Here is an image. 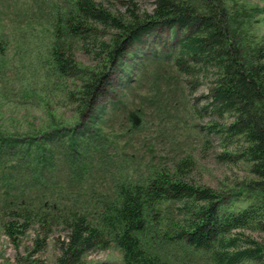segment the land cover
I'll return each instance as SVG.
<instances>
[{"label": "rangeland", "instance_id": "374dc122", "mask_svg": "<svg viewBox=\"0 0 264 264\" xmlns=\"http://www.w3.org/2000/svg\"><path fill=\"white\" fill-rule=\"evenodd\" d=\"M132 1L140 11L154 9L155 0ZM192 1L205 9L212 0ZM222 1L240 41L247 47L258 41L263 44L264 0ZM72 2L0 0V137L8 136L0 142L14 146L0 156V264H55L66 235L63 226L55 225L45 237L46 230L32 224L19 237L11 236L4 228V219L9 218L13 201L37 203L43 196L53 203L61 196L63 205L83 204L103 193L112 195L118 180L143 181L154 169L173 168L185 161L190 165L189 180L221 194V216L255 203L259 192L251 187L256 180L252 164L222 158L223 154L235 158L241 142L237 138L231 141L212 128L215 123H229L230 115L220 119L205 108L215 69L210 66L190 77L176 66L182 29H156L130 45L115 63L109 62L105 71L108 85L95 97L94 108L84 117L79 115V105L68 93L75 92L80 84L53 70L50 53L55 12L70 8ZM127 2L110 0L108 4L123 11ZM74 45L83 69L99 63L78 42ZM26 136H32V148L20 149ZM72 136L78 144L75 151L69 142ZM63 137L65 144L55 150L54 162L43 171L37 170L42 173L46 169L45 181L22 189L21 183L35 168L26 150L36 151L42 138L48 142ZM20 150L26 154L23 162ZM41 154L39 165L48 162L44 161L45 153ZM86 205H91L90 200ZM87 208L96 213L95 206ZM167 217L173 222L179 220L174 214L166 213ZM163 223L166 226L167 222ZM242 231L246 237L264 240L260 226ZM165 247L161 257L167 263L210 264L174 242ZM87 261L125 264L116 245L91 251Z\"/></svg>", "mask_w": 264, "mask_h": 264}, {"label": "trees", "instance_id": "16d2710c", "mask_svg": "<svg viewBox=\"0 0 264 264\" xmlns=\"http://www.w3.org/2000/svg\"><path fill=\"white\" fill-rule=\"evenodd\" d=\"M107 1L73 0L70 8L57 9L53 20L52 68L60 77L80 84L75 92L68 93L78 103L79 115L84 117L94 108L95 97L108 85L105 71L109 62L115 63L130 45L156 29H182L176 66L190 77L210 66L215 69L205 108L220 119L230 115L229 123H215L212 128L231 141L237 138L241 142L235 158L229 154L222 158L252 164L256 180L251 187L259 192L257 199L238 213L221 216V194L211 186L189 180L190 165L183 161L173 168L154 169L143 181L118 180L112 195L91 197V205H86L88 199L81 205H63L61 196L53 203L43 196L37 203L13 201L11 214L4 219L6 232L19 237L32 224H39L48 237L55 225L63 226L66 235L55 264H90L87 255L91 251L112 245L120 248L125 264H171L163 260L161 252L173 242L203 256V261L210 264H264V240L246 237L242 231L253 226L264 229V43L258 41L247 47L240 41L222 0L208 1L205 9L192 0H155L152 12L140 11L132 0L123 11ZM76 42L94 55L99 62L96 66H80ZM204 75L208 76V71ZM31 137L23 139L20 149L32 148ZM69 140L75 151V138ZM62 141L64 137L48 142L42 138L36 151L26 150L35 168L27 180L21 176L22 189L45 181L46 169L42 173L37 170L43 171L54 162L55 150L65 144ZM11 147L9 142H0V156ZM20 152L23 162L26 154ZM41 153L48 161L43 165H39ZM92 205L96 213L88 210ZM166 213L179 220H166ZM36 244L40 246L38 239Z\"/></svg>", "mask_w": 264, "mask_h": 264}]
</instances>
